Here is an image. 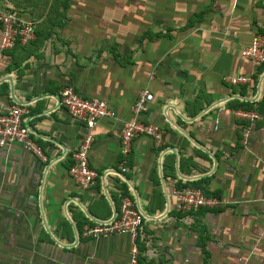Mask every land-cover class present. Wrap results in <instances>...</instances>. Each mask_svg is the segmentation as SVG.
I'll return each mask as SVG.
<instances>
[{"label": "crops", "instance_id": "1", "mask_svg": "<svg viewBox=\"0 0 264 264\" xmlns=\"http://www.w3.org/2000/svg\"><path fill=\"white\" fill-rule=\"evenodd\" d=\"M0 2L35 30L30 44L0 52V111L26 109L23 125L45 157L0 149V264H126L125 235L79 233L111 221L122 191L142 216L139 264H264V120L242 146L246 122L235 116L264 118V70L240 56L262 37L264 0ZM240 76L251 83L224 80ZM67 85L115 115L89 132L98 177L85 191L66 173L87 132L59 105ZM141 90L153 97L142 121L162 142L140 136L121 155L119 130ZM179 187H202L222 206L175 213Z\"/></svg>", "mask_w": 264, "mask_h": 264}, {"label": "built area", "instance_id": "2", "mask_svg": "<svg viewBox=\"0 0 264 264\" xmlns=\"http://www.w3.org/2000/svg\"><path fill=\"white\" fill-rule=\"evenodd\" d=\"M1 3V2H0ZM35 39L33 25L22 19L12 8L0 4V52H7L15 47H24ZM240 56L254 70L264 65V41L259 35L252 37L250 42L240 52ZM225 82L231 86L249 85L248 77H226ZM152 94L141 90L135 97L131 107V120L123 122L119 130L120 154L128 152L130 143L137 137H147L154 146L162 142V130L159 127L142 121V115L152 102ZM58 101L67 117L74 123L80 124L87 131L77 148L70 155V163L66 173L80 191L91 188L97 173L88 165L87 152L93 141L90 130L102 119H114L115 115L110 106L103 100L79 97L70 86L62 87L58 92ZM27 114L24 107L12 104L0 111V149H10L17 146L22 151L44 162L42 150L33 139L28 129L23 125V116ZM235 116L246 122L242 127L239 143L246 146L252 126L256 121L264 120L255 112H235ZM125 169L120 168V172ZM172 208L175 213L190 215L198 210H216L222 202L206 195L198 187H179L171 192ZM142 216L135 210L131 200L121 194L118 198V209L114 218L107 223L83 225L80 236L84 239H100L115 235H125L128 239L126 264H139L137 241L139 238Z\"/></svg>", "mask_w": 264, "mask_h": 264}, {"label": "trees", "instance_id": "3", "mask_svg": "<svg viewBox=\"0 0 264 264\" xmlns=\"http://www.w3.org/2000/svg\"><path fill=\"white\" fill-rule=\"evenodd\" d=\"M261 35H262V38H263V41H264V32H262ZM15 48H23V47H15ZM257 70H258V74L260 72H262L264 70V65L261 68L257 69ZM198 188L202 189L204 191V193L207 195V193L205 192V190L202 187H198ZM122 194L124 195L125 193L122 191Z\"/></svg>", "mask_w": 264, "mask_h": 264}, {"label": "water", "instance_id": "4", "mask_svg": "<svg viewBox=\"0 0 264 264\" xmlns=\"http://www.w3.org/2000/svg\"><path fill=\"white\" fill-rule=\"evenodd\" d=\"M7 81H9V80L7 79ZM15 104L20 106V103H16V102H15Z\"/></svg>", "mask_w": 264, "mask_h": 264}, {"label": "rangeland", "instance_id": "5", "mask_svg": "<svg viewBox=\"0 0 264 264\" xmlns=\"http://www.w3.org/2000/svg\"><path fill=\"white\" fill-rule=\"evenodd\" d=\"M3 1H5V0H3ZM2 3V2H1Z\"/></svg>", "mask_w": 264, "mask_h": 264}]
</instances>
